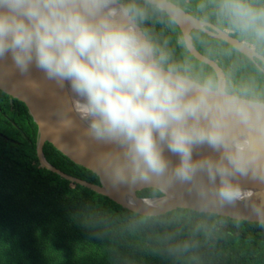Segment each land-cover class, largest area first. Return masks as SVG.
<instances>
[{"label":"clouds","instance_id":"9594fccd","mask_svg":"<svg viewBox=\"0 0 264 264\" xmlns=\"http://www.w3.org/2000/svg\"><path fill=\"white\" fill-rule=\"evenodd\" d=\"M6 55L105 145L72 210L105 264H225L264 233V0H0Z\"/></svg>","mask_w":264,"mask_h":264},{"label":"trees","instance_id":"16d2710c","mask_svg":"<svg viewBox=\"0 0 264 264\" xmlns=\"http://www.w3.org/2000/svg\"><path fill=\"white\" fill-rule=\"evenodd\" d=\"M40 133L25 104L0 90V264H105L102 247L72 219L96 193L41 165ZM49 163L96 184L87 169L47 142ZM225 264H264V233L242 226Z\"/></svg>","mask_w":264,"mask_h":264},{"label":"water","instance_id":"95a60500","mask_svg":"<svg viewBox=\"0 0 264 264\" xmlns=\"http://www.w3.org/2000/svg\"><path fill=\"white\" fill-rule=\"evenodd\" d=\"M0 90L23 102L37 124L40 133L37 154L41 165L67 180L85 187L86 185L95 187L94 183L73 177L56 168L48 162L44 155V146L49 142L71 161L83 166L78 161L90 159L95 152L105 147V145L91 141L83 135L85 125L75 117V114L70 113L74 120V126L70 128L61 126L56 112L60 101L69 95L67 83L64 88H60L55 81L48 79L35 64L30 66L27 73H21L15 67L11 56L6 55L4 58H0ZM81 144L84 145L83 152H81ZM245 186L253 188L258 195L264 196V184L246 180ZM241 209L246 211L243 205H241Z\"/></svg>","mask_w":264,"mask_h":264}]
</instances>
